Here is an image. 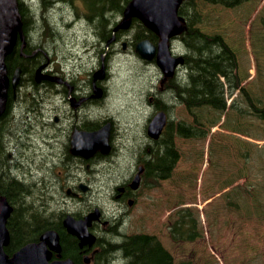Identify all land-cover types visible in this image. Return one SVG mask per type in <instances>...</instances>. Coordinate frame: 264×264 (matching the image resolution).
Here are the masks:
<instances>
[{
  "label": "rangeland",
  "instance_id": "1",
  "mask_svg": "<svg viewBox=\"0 0 264 264\" xmlns=\"http://www.w3.org/2000/svg\"><path fill=\"white\" fill-rule=\"evenodd\" d=\"M23 1L31 14L27 23L33 34L31 45L47 48L54 65L66 77L84 83L93 69L100 68L99 61L103 58L110 74L106 83L110 94L105 90L107 95L98 97L102 105L95 109L97 119L107 115L115 118L117 134L132 125L130 140L141 133L138 139L142 140L151 114L146 106L152 98L149 93L158 91L161 73L155 62H146L135 52L132 44L135 28L122 32L107 59L109 50L105 49V42H100L94 36V29L75 17L78 12L83 19L87 11L80 7V0L73 3ZM200 13L202 23L197 27L210 36L223 35L234 52L236 67L219 43L192 38L186 43L173 44L174 53L190 52L194 62L192 74L182 68L177 89L165 93L175 106L171 116L198 125L205 134L200 138L175 140L179 161L172 176L159 181L155 187L143 186L136 202L122 207H117L112 198L113 169L103 163L97 165L90 192L83 194L81 200L62 194L56 203L40 196L42 187H32L30 191L34 192L35 203L44 205L42 208L51 220L62 212L81 217L99 208L110 225H95L91 231L108 242L121 239L115 235L117 231L124 235L146 233L157 236L177 261L264 264V113L257 114L249 108L242 91L245 90L257 106H263L264 0H252L233 9L202 4ZM120 17V13L112 15L111 21L115 23ZM25 38L23 45L28 42L27 35ZM123 42H127L126 49ZM33 78L34 75L30 76L24 83H33ZM236 82L240 83L239 89ZM39 89L42 88L36 86L31 95L38 109L45 100V90L39 94ZM57 104L60 109H67L60 98ZM27 154L29 160L24 165L33 166L35 163L30 158L35 156L31 155V150ZM37 154L40 157V150ZM0 173L1 179L13 176L30 187L27 168L3 170L0 164ZM129 173L130 169H124L123 174ZM182 207L194 210L203 236L194 242L176 244L170 239L169 224ZM111 264L123 263L117 260Z\"/></svg>",
  "mask_w": 264,
  "mask_h": 264
},
{
  "label": "flooded vegetation",
  "instance_id": "2",
  "mask_svg": "<svg viewBox=\"0 0 264 264\" xmlns=\"http://www.w3.org/2000/svg\"><path fill=\"white\" fill-rule=\"evenodd\" d=\"M80 1V7L85 8V3L82 0ZM85 10H87V7ZM86 13L87 11L84 13L83 19H80L82 17L78 12L75 14V17L86 23V27L93 28L94 36L100 42H105V49L109 50L107 55L108 59L110 53L113 51L112 49L120 41V37H116L111 44L107 45V41L113 37L114 23L111 19H109V22L107 21L108 25L106 30L112 36L109 39L102 40L95 28V21L87 18ZM43 19L45 20L46 18L43 17ZM34 26L35 24L33 22L32 27L34 28ZM83 26L85 25L83 24ZM26 35L28 42L17 51H19V54L24 59L30 61L32 58H35L38 62L37 67L33 70L34 74L30 68L27 78L29 79L30 76L34 75L33 80H36L35 73L38 68L43 66L42 72L44 74L59 76L62 81L54 82L44 79L31 84L20 82L16 88H9L5 112L0 117V137L3 139V142H0V149L7 154L8 166L15 167L16 169H21L22 167L27 168L29 170L28 183H30V190H32V187L37 189L42 187L40 196L44 200L58 203L62 194L70 199H83V194L90 192V181H94L92 177L97 171V165L103 163L113 169L111 179L114 180L115 190L113 191L112 198L117 207H122L126 203H131L132 205L139 197L137 195L139 190L149 182L147 180L148 174L146 176L148 157L157 146L158 140L162 137L168 125L172 124L173 128L176 129V124L180 121L172 118L171 112L174 111L175 106L171 99L165 96V93L169 91L173 92L177 89L176 85L180 68L176 70L173 76L159 74V89L157 92L149 93L152 98H149L150 100L146 105L151 110L145 127L146 134L142 140L138 139L142 137L141 133L138 134L137 138L134 136V140L131 141L130 135L133 131L129 128L132 125L125 128L123 132L119 130L117 134L115 131L117 123L115 118L107 115L98 120L96 116V107L102 105L99 102V98L102 94V97L107 95L105 92V90H108L106 83L109 79L108 77H110L107 64L99 61V69L102 68L103 63L105 65L104 78L106 81H102V79L94 80V75L98 69H93L84 83L72 81L66 77V74L62 70L56 68L54 65L55 61L49 55L47 48L31 45L33 37L31 30H28ZM19 44L20 41H18L16 49H18ZM45 59L49 61L42 63ZM100 59L103 60V58ZM36 86L45 90L44 104L40 109L35 106L31 99V95ZM98 88L101 89L99 98L97 97ZM42 89H39V94L43 92ZM59 98L63 104L65 103L67 105L66 110L64 108L60 109V105L57 104ZM160 112L166 114V125L159 138L154 139L149 136V125L154 116ZM134 121L138 120L135 119ZM131 123L133 124V122ZM106 125H110L108 138L110 149L108 153L103 154L99 150L89 157L72 153L71 142L75 134L93 133L101 130ZM140 125L141 122L138 123L137 130ZM187 126L191 127V124L187 123ZM3 135L4 138H2ZM172 136L175 140L191 138L180 137L175 132H173ZM5 138L7 139L4 140ZM86 144L85 141H82L81 146H85ZM29 150L32 151L31 155L35 156L30 158L35 163L33 166L30 164L24 165L29 160L30 155L27 154ZM37 150H40V157H37ZM127 168L130 169V173L125 175L123 174L124 169ZM30 169L39 172L32 173ZM136 184H138V189L133 188ZM81 186H86L88 189L84 192L80 189ZM68 213L62 212L57 219H53L52 224L63 227V219ZM95 225L98 227L109 226L110 221L105 220V216L103 215L101 220L96 222ZM81 250L83 251V249ZM84 251L86 252L82 254L83 257L89 256L91 260H94L97 255L101 254V248L97 245L92 249Z\"/></svg>",
  "mask_w": 264,
  "mask_h": 264
},
{
  "label": "trees",
  "instance_id": "3",
  "mask_svg": "<svg viewBox=\"0 0 264 264\" xmlns=\"http://www.w3.org/2000/svg\"><path fill=\"white\" fill-rule=\"evenodd\" d=\"M64 1L69 3L74 2V0ZM82 1L85 3V8L87 7L86 17L95 21V28L99 37L102 40H106L112 36V34L106 30L108 25L107 21L112 18V15L115 16L117 13L121 14L125 4L129 0ZM250 1L252 0H183L179 9V14L185 19V22L184 29L179 39L180 42L186 43L192 38H200L204 41L219 43L227 54L230 55L235 68L236 61L234 52L223 35L215 34L210 36L197 27L198 24L202 23L200 6L202 4H209L233 9ZM27 8L24 1L19 0V9L22 14L25 35L28 32L27 23L30 21L31 15L28 13ZM133 27L136 30L133 35V45L144 38H149L153 42H156V36L140 22L134 21ZM17 50L19 49L15 48L13 53L6 58L7 68L10 73L14 72L18 67L21 68L22 82H26L30 68L34 70L38 62L35 58H32L30 61L24 59ZM193 62L194 58L189 52L188 55H185V64L190 68L191 74ZM236 87L238 89L240 88L239 82H236ZM242 91L247 98L249 108L257 114L264 113V104L262 107L257 106L249 94L245 90ZM188 106H190L189 103ZM173 132L183 138H200L205 134V131L198 125H191V127H189L184 120L178 121L176 129L173 128L172 124L168 125L162 137L158 140L157 146L148 157L149 161L146 176L148 174L147 180L149 182L145 184L146 188L157 186L159 181L168 179L173 174L179 161V153L175 147L174 137L172 136ZM4 153L5 152L0 149V164H2L3 170H6L9 166L7 154ZM30 189L29 186L27 187L24 185L22 180L13 176H7V178L2 177V179L0 177V194L6 196L13 207V212L7 223L11 239L8 246L5 247V252L9 256H12L24 245L39 241L40 236L46 230L54 229L58 232L62 245L60 258H70L73 260L74 264H85L82 254L86 251H82L78 248L76 238L68 234L61 225L52 224L53 220H51L46 210L42 208L44 205L35 203L33 199L34 192L32 193ZM193 212L194 210L191 207H182L176 211L174 220L169 224L170 239L173 243L181 244L183 242H194L203 236L198 226L199 220L194 216ZM55 219H57V216ZM115 235L121 237L117 242H108L98 237L97 246L101 248V254L97 255L91 264H111L113 261L116 262L117 260H120L123 264H190V262L186 260L177 261L173 254L163 246L155 235L146 233L124 235L118 231Z\"/></svg>",
  "mask_w": 264,
  "mask_h": 264
},
{
  "label": "water",
  "instance_id": "4",
  "mask_svg": "<svg viewBox=\"0 0 264 264\" xmlns=\"http://www.w3.org/2000/svg\"><path fill=\"white\" fill-rule=\"evenodd\" d=\"M183 0H130L123 12L122 19L113 30V34L120 30H127L132 25L134 18L159 38L154 44L149 39H143L135 45V52L147 61L155 60L159 69L166 75L172 76L175 69L184 63L183 56H174L171 51L170 40L183 31L184 19L179 16V8ZM22 14L19 9V0H0V117L5 112L9 88H16L21 79V68H17L12 77L9 76L6 58L14 51L18 40L24 39ZM115 40V36L107 41V45ZM126 44L124 43V48ZM104 63L102 68L95 73L94 80L103 79L105 76ZM42 67L37 69L36 81L48 79L61 82V77L43 74ZM99 93V92H98ZM166 124V114L160 112L155 115L149 125V135L158 139ZM109 126L93 133H77L72 138V153L75 155H90L101 151L109 152L108 144ZM82 141L87 144L82 145ZM90 142V143H89ZM138 188V184L133 186ZM86 191V186H81ZM12 206L4 195H0V264H74L71 259H54L62 250L60 236L55 230L44 232L38 242L29 243L12 256H8L5 247L10 243V233L7 220L12 213ZM101 211L95 208L84 218L76 219L67 215L63 220L66 231L76 237L81 249L92 248L97 236L91 232L95 221L101 218ZM88 263L90 259L85 257Z\"/></svg>",
  "mask_w": 264,
  "mask_h": 264
},
{
  "label": "bare ground",
  "instance_id": "5",
  "mask_svg": "<svg viewBox=\"0 0 264 264\" xmlns=\"http://www.w3.org/2000/svg\"><path fill=\"white\" fill-rule=\"evenodd\" d=\"M111 4V3H110ZM86 6H88V5H86ZM77 8V7H76ZM42 9V8H41ZM62 9V8H61ZM27 10H28V8H27ZM66 10V9H65ZM29 11V10H28ZM61 11V10H60ZM90 16V15H89ZM34 17V16H33ZM75 21V20H74ZM56 22V21H55ZM109 22V21H108ZM77 23V22H76ZM74 24V23H73ZM92 24V23H91ZM98 24V23H97ZM102 24V23H101ZM59 25V24H58ZM56 27V26H55ZM75 30V29H74ZM105 30V29H104ZM111 30V29H110ZM102 32H103V30H102ZM21 42H23L22 43V45L26 42V38H25V35H24V39L23 40H21L20 41V43ZM48 50V49H47ZM71 55V54H70ZM68 60V59H67ZM74 62V61H73ZM42 67V66H41ZM185 70V69H184ZM37 74V72L35 73V75ZM44 74V73H43ZM107 76V75H106ZM109 78V77H108ZM105 79V78H104ZM112 79V78H111ZM42 80H44V79H42ZM103 80V79H102ZM36 81V80H35ZM37 82V81H36ZM105 84V83H104ZM98 87H100V86H98ZM101 88V87H100ZM100 88H98L97 89V91L100 93L101 92V89ZM97 92V97H100V94ZM169 111H170V109H169ZM33 115V114H32ZM41 116V115H40ZM119 129V128H118ZM1 131V130H0ZM121 135V134H120ZM125 136V135H124ZM2 138H4V135L2 136ZM124 138V137H123ZM5 140V139H4ZM3 142V139H1V137H0V142ZM22 141V140H21ZM20 141V142H21ZM121 141V140H120ZM123 143V142H122ZM2 144V143H1ZM22 145V144H21ZM24 145V144H23ZM10 146V145H9ZM28 146V145H27ZM25 147V146H24ZM2 151V150H1ZM134 152V151H133ZM5 154V153H4ZM33 193V192H32ZM31 194V193H30ZM7 198V197H6ZM53 214V213H52ZM58 214V213H57ZM53 216V215H52ZM118 221V220H117ZM58 233V232H57ZM10 239H11V237H10ZM122 255V254H121Z\"/></svg>",
  "mask_w": 264,
  "mask_h": 264
}]
</instances>
